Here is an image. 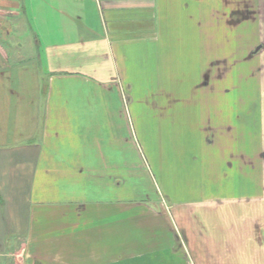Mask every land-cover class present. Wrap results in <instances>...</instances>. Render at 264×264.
<instances>
[{"label": "crops", "instance_id": "0c3cea01", "mask_svg": "<svg viewBox=\"0 0 264 264\" xmlns=\"http://www.w3.org/2000/svg\"><path fill=\"white\" fill-rule=\"evenodd\" d=\"M14 27L25 36L17 45ZM0 46L7 58L19 48L24 70H0V264L264 256V0H0ZM220 60L233 84L226 92L216 85ZM82 77L163 123L158 172L176 177L181 195L124 198L127 179L106 147L117 123L109 112L119 109L83 106L105 130L85 131L81 143L70 106L53 102L56 80Z\"/></svg>", "mask_w": 264, "mask_h": 264}, {"label": "rangeland", "instance_id": "374dc122", "mask_svg": "<svg viewBox=\"0 0 264 264\" xmlns=\"http://www.w3.org/2000/svg\"><path fill=\"white\" fill-rule=\"evenodd\" d=\"M16 29L20 30L21 27H16ZM15 30V27L11 30L12 36L8 41L17 42L22 39H25V36L21 31ZM4 36H2V39ZM26 49V54L28 55L29 52H32L30 49ZM3 48L0 46V70L4 71V68L7 70L9 68L10 71H24L20 68V65L16 63V61L21 55L19 53V48L11 51L9 54L10 57H6L3 54ZM25 54L24 50L22 56ZM14 57L15 60L12 58ZM23 60V59H22ZM222 62L219 63L220 65V84H216L220 90H224V92L232 89V81L228 80L230 78L227 72L229 64L226 61L220 60ZM223 63V64H222ZM253 64V63H252ZM8 71V70H7ZM34 71V70H32ZM141 77V76H140ZM144 78L138 80V84H142ZM15 83H19L16 81ZM216 83V82H215ZM32 84L29 83L28 87H31ZM127 86V85H126ZM215 86V84H214ZM237 86V85H235ZM15 87V86H14ZM19 87V85H17ZM139 88L134 91L136 94L143 95L144 90L143 88ZM248 91L251 92V87L248 86ZM54 88H57L54 94V103H59L60 105L70 106L69 115V124H70V132L74 135L79 137V142L82 143L83 135L85 131L89 133V135H96L99 132H104V128H101L97 125L98 118L97 115L99 113H86L83 111V106H91L93 109L98 106L99 103H109V105H113L116 109H119V112H109V116H112L114 120H116V125L112 128L107 127V132L109 134L107 147V155L112 156V163H117L120 165L121 169H123L124 177L127 179L126 183L124 184V198L128 197H141L146 193L151 199L155 200L158 196L157 193L160 194L161 199L167 198V195L170 194L173 197L181 195L180 192L177 191L178 183L177 178L174 176H166L165 181L163 178L160 177V166L159 164L162 163L163 158V148H164V141H166L167 132L166 129L163 128L161 130L157 129L156 123L158 122L153 118L151 112L147 109L134 105L131 102V97H127L129 100L126 101V97L122 95L121 91L116 93V90H113V95L109 94V96L105 94H101V90H98L97 83L94 80L90 79H66V80H56L54 83ZM128 90V87L124 88ZM219 90V91H220ZM129 91V90H128ZM29 95L28 101L30 104H34L36 102L35 96L33 92ZM121 94V95H120ZM123 96V97H122ZM146 96V95H145ZM18 98V96H17ZM20 98V97H19ZM26 97H21V100ZM253 103L256 105L258 104V99L255 96L253 97ZM210 101V99H209ZM219 102H223L221 99ZM122 103V104H120ZM129 103V104H128ZM129 106H127V105ZM123 106V111L120 113V108ZM74 109V111H73ZM89 112V111H87ZM103 114V113H100ZM118 115V118H117ZM88 123V127H84V123ZM97 121V122H96ZM160 121V120H159ZM160 125V122H158ZM253 128L259 125L257 112L253 113L252 118ZM116 135L118 137H116ZM117 140L119 143H117ZM218 143H221V140H217ZM82 151V147L81 150ZM73 155H79L78 150H74ZM167 155H169L167 153ZM171 156V155H170ZM95 161L92 159V163L94 164ZM173 167L171 170H176L174 160L171 161ZM159 171V172H158ZM126 174H132L131 177L125 176ZM159 178V180H157ZM176 190V191H175ZM96 192H88L91 195V198H99L98 193ZM165 193V194H164ZM222 238V237H221ZM259 257V256H258ZM46 258V257H45ZM84 256H71L65 258V261H70L75 264H84ZM179 259V257H177ZM149 258L146 257H124L123 259L117 261V263L122 264H143L147 263ZM236 259V258H235ZM246 264H264V256L262 258L257 259V262H254L253 258L248 256ZM49 260V259H48ZM52 260V258H50ZM153 260L157 262L160 261L158 258H153ZM238 261V262H237ZM239 259L235 262L239 263Z\"/></svg>", "mask_w": 264, "mask_h": 264}]
</instances>
